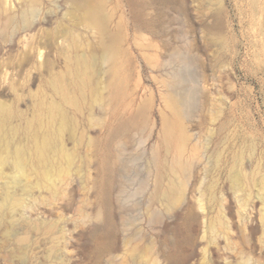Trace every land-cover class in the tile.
<instances>
[{
    "label": "rangeland",
    "instance_id": "374dc122",
    "mask_svg": "<svg viewBox=\"0 0 264 264\" xmlns=\"http://www.w3.org/2000/svg\"><path fill=\"white\" fill-rule=\"evenodd\" d=\"M106 1L121 36L127 94L117 106L91 93L83 109L68 108L65 144L75 160L66 174L58 169L37 185L31 173L32 186L14 199L4 195L19 175L13 161L6 166L0 264H162L177 242L194 264H264V0ZM81 2L0 0V103L18 111L13 125L34 119L42 96L54 97L48 81L68 71L70 33L80 51L95 52L97 70L105 66L99 35L79 20ZM168 94L184 103L183 152L161 140L163 119L173 118ZM145 100L147 120L139 116ZM116 130L128 131L114 167L124 220L113 217L117 193L109 195L107 144ZM15 141L30 144L22 134ZM154 150L165 186L183 177L173 171L180 157L190 212L200 211V200L206 206L205 216L178 221V235L174 224L162 231L169 213L154 197Z\"/></svg>",
    "mask_w": 264,
    "mask_h": 264
},
{
    "label": "bare ground",
    "instance_id": "6f19581e",
    "mask_svg": "<svg viewBox=\"0 0 264 264\" xmlns=\"http://www.w3.org/2000/svg\"><path fill=\"white\" fill-rule=\"evenodd\" d=\"M37 5L39 0H25ZM219 2V0H217ZM79 20L91 30H96L99 35V49L101 57L105 61V66L100 72L97 70V56L94 51L83 50L82 42L70 33V37H65L67 48L65 53L68 58V71L65 74L51 76L48 81L49 90L53 94L52 99L44 96L38 101V112L34 119L28 121L23 127L13 125V118L18 115V111L10 106L0 103V177L6 175V166L12 163L16 166L19 177L12 178L15 187L9 191L7 198L13 196L15 199L18 189L27 191L32 184L28 182L29 176L34 174L37 177L35 184L40 185L51 180L50 176L66 174L74 163L75 155L67 149L65 144V134L70 130L71 123L68 108L81 110L87 103V98L93 93L95 100L105 105L117 106L122 102L127 94V80L125 76V63L123 50L121 47V36L111 29V16L108 14L106 0H82L79 3ZM26 18V15L24 16ZM91 45V44H90ZM191 51V50H190ZM191 57V53H189ZM105 75V76H104ZM104 76V77H103ZM196 83L199 85L200 81ZM193 99V93L190 92ZM167 104L171 107L173 118H164L162 121L161 140L169 150L174 143L179 144L181 151H184L189 135L183 122V105L176 97L168 94ZM151 101L145 100L140 106V115L147 120ZM25 135L30 144H20L15 141L17 135ZM128 131L116 130L112 134L107 147L110 152V164L112 169L109 195L113 196L114 207L112 215L114 218L124 220V203L121 197V180L117 170L115 153L121 155V147L127 144ZM147 139L140 140L145 143ZM99 145V144H98ZM119 158V156H118ZM152 167L150 175L154 176L155 193L154 197L159 198L169 213L168 220L162 231L167 232L172 227L178 235L180 231L176 227L178 221L185 217L187 220L197 219L205 216L206 206L203 201H199L200 211L190 212L188 186L190 181L184 177L187 172V164L179 157L177 165L173 168L176 175L183 173L180 181L170 180L165 186L164 176L160 169V155L157 150L152 154ZM6 200V199H5ZM110 203L112 202L109 198ZM6 203V201H4ZM2 202L0 204V221L2 217ZM223 208V206H222ZM222 219H226V214L222 210ZM228 228L230 225L224 221ZM190 241L189 238H187ZM182 243L177 242L174 246L176 250L162 254V264H194V256L182 255ZM117 250V249H116ZM115 250L106 254V263H109L115 256ZM105 256V254H104ZM202 264H213L204 261ZM232 264V263H226Z\"/></svg>",
    "mask_w": 264,
    "mask_h": 264
}]
</instances>
